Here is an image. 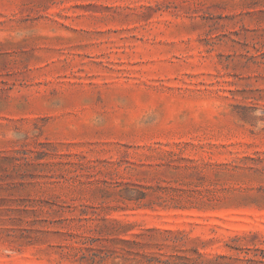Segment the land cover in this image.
I'll list each match as a JSON object with an SVG mask.
<instances>
[{
	"label": "rangeland",
	"instance_id": "374dc122",
	"mask_svg": "<svg viewBox=\"0 0 264 264\" xmlns=\"http://www.w3.org/2000/svg\"><path fill=\"white\" fill-rule=\"evenodd\" d=\"M0 264H264V0H0Z\"/></svg>",
	"mask_w": 264,
	"mask_h": 264
}]
</instances>
